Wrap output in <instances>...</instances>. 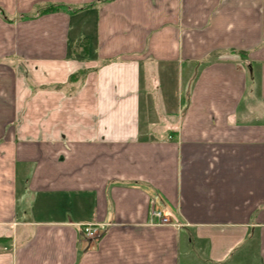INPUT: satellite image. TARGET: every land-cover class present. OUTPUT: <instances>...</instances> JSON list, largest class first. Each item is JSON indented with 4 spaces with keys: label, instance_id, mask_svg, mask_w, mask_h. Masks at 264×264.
I'll use <instances>...</instances> for the list:
<instances>
[{
    "label": "crops",
    "instance_id": "obj_1",
    "mask_svg": "<svg viewBox=\"0 0 264 264\" xmlns=\"http://www.w3.org/2000/svg\"><path fill=\"white\" fill-rule=\"evenodd\" d=\"M0 10V264H264V0Z\"/></svg>",
    "mask_w": 264,
    "mask_h": 264
},
{
    "label": "built area",
    "instance_id": "obj_2",
    "mask_svg": "<svg viewBox=\"0 0 264 264\" xmlns=\"http://www.w3.org/2000/svg\"><path fill=\"white\" fill-rule=\"evenodd\" d=\"M151 223L157 225H166L168 224L167 217L159 210L151 211ZM83 234L89 239H95L98 236L97 230L92 226H85L82 229Z\"/></svg>",
    "mask_w": 264,
    "mask_h": 264
},
{
    "label": "trees",
    "instance_id": "obj_3",
    "mask_svg": "<svg viewBox=\"0 0 264 264\" xmlns=\"http://www.w3.org/2000/svg\"><path fill=\"white\" fill-rule=\"evenodd\" d=\"M57 11H67V8L64 6H59V5H57V6L49 5V6L45 7L44 9H42L40 14H48V13L57 12ZM0 15H2L6 19V16L4 15V13L1 10H0ZM74 77H76V76H74Z\"/></svg>",
    "mask_w": 264,
    "mask_h": 264
},
{
    "label": "rangeland",
    "instance_id": "obj_4",
    "mask_svg": "<svg viewBox=\"0 0 264 264\" xmlns=\"http://www.w3.org/2000/svg\"><path fill=\"white\" fill-rule=\"evenodd\" d=\"M168 139H171V138L169 137ZM166 225H171L170 221H168V224H166ZM97 237H98V236H97ZM97 237H96V238H97ZM96 238H95V239H96Z\"/></svg>",
    "mask_w": 264,
    "mask_h": 264
}]
</instances>
